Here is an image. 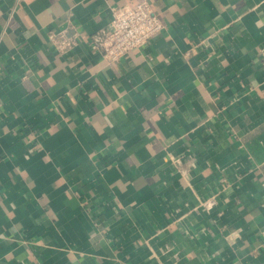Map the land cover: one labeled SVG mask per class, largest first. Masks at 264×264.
Returning a JSON list of instances; mask_svg holds the SVG:
<instances>
[{"label": "crops", "instance_id": "obj_1", "mask_svg": "<svg viewBox=\"0 0 264 264\" xmlns=\"http://www.w3.org/2000/svg\"><path fill=\"white\" fill-rule=\"evenodd\" d=\"M140 1L0 0V264H264V0H148L105 61Z\"/></svg>", "mask_w": 264, "mask_h": 264}, {"label": "built area", "instance_id": "obj_2", "mask_svg": "<svg viewBox=\"0 0 264 264\" xmlns=\"http://www.w3.org/2000/svg\"><path fill=\"white\" fill-rule=\"evenodd\" d=\"M164 28V22L148 0L114 5L108 27L91 36V46L105 61L114 62L130 50L148 44ZM50 40L60 53H64L74 48L80 37L75 25L69 22L60 31L51 32Z\"/></svg>", "mask_w": 264, "mask_h": 264}]
</instances>
